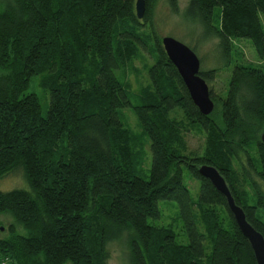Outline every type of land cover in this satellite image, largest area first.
Returning a JSON list of instances; mask_svg holds the SVG:
<instances>
[{"label": "trees", "instance_id": "trees-1", "mask_svg": "<svg viewBox=\"0 0 264 264\" xmlns=\"http://www.w3.org/2000/svg\"><path fill=\"white\" fill-rule=\"evenodd\" d=\"M156 2L145 0L138 19L134 0H0V179L21 169L28 184L0 190V214L25 231L10 224L0 235V263L109 264L105 244L126 232L130 264H256L226 198L198 167L218 169L264 236V65L233 64L225 94L210 86L214 109L202 115L155 31ZM166 3L178 12L177 0ZM183 10L225 61L200 68L206 83L231 64L235 39L264 59V0H188ZM142 51L152 59L148 85L134 93L127 74ZM33 76L48 93L45 114L27 91ZM123 108L149 142L148 179L137 174L145 151L138 158ZM187 124L205 132L201 154L187 152ZM184 167L199 181L197 200ZM160 200L176 202L186 243L152 223Z\"/></svg>", "mask_w": 264, "mask_h": 264}, {"label": "rangeland", "instance_id": "rangeland-1", "mask_svg": "<svg viewBox=\"0 0 264 264\" xmlns=\"http://www.w3.org/2000/svg\"><path fill=\"white\" fill-rule=\"evenodd\" d=\"M177 2V13L172 12L171 7L168 6L166 3V0H157L156 2L152 21L154 23L153 25L155 27V31L160 36V40L162 36L169 35L186 44L187 46H193L199 59H202V62L200 61V68L202 69L207 70L214 66L217 67L223 65L225 61L221 58L220 54L218 53V40L215 37H201V27L198 22H191L188 17L183 13V9L185 8L188 0H177ZM139 29H141L142 31L148 30L147 27H139ZM233 43L235 44V48L233 52H230L231 64L228 67H222L219 70V73L216 78L209 83L207 82L208 87H212L215 95L225 94V91L227 89V81L229 79V74L231 72L233 64L245 62V64L249 63L253 64L254 66H260L262 64L264 65V59L261 60L257 57V54L253 48L252 43H250V40L235 39L233 40ZM237 52L241 53V57H239ZM131 62L132 66H129L127 79L131 85L132 91L134 93H139L142 87H146L148 85V76L146 72L148 64L152 63V59L149 57L146 51H142L137 53V56L133 58ZM38 80L39 76H33L27 91L36 93L38 95L40 99L42 113L45 114L47 111L49 100L48 93L45 92L39 86ZM120 112L122 113V121L125 127H127L130 132L133 133L135 136L140 137L139 143L137 144V146L135 145V149H138L139 151L138 158L140 156L139 149L143 148L145 153L144 157L142 155V159H140V167L142 170L137 172V174L144 179H148L151 164L149 142L145 140L147 138L142 136L141 126L131 108H123L120 110ZM169 115H175L179 119L182 117L180 112L173 113L172 111L169 112ZM185 130L187 152L201 154L205 146V132L194 128L189 124H187V128ZM251 152L252 155L255 157L256 151L252 150ZM235 167H237V164H235ZM183 169V181L188 186L191 198L193 200H197L199 194V181L198 179L193 178L191 176L187 168L184 167ZM15 188L28 189V184L21 169H16L13 172L9 173L7 176L0 179L1 191H8ZM158 205L162 214L159 219L152 221V223L158 226L172 227V229L176 233V240L180 243H186L187 236L182 228L181 219L178 218V207L176 202L172 200H160L158 202ZM217 208H219L220 210L222 209L221 206H218ZM220 214L224 217V224L229 225V220L223 209L220 211ZM10 224H14L16 230L19 233H25V231L19 225L15 224L14 218L10 214H0V225L6 227L0 232V235H7V227ZM105 249L107 251L106 261L109 264H130L129 250L126 244V232L123 233L120 239L117 238L108 241L105 244Z\"/></svg>", "mask_w": 264, "mask_h": 264}, {"label": "water", "instance_id": "water-1", "mask_svg": "<svg viewBox=\"0 0 264 264\" xmlns=\"http://www.w3.org/2000/svg\"><path fill=\"white\" fill-rule=\"evenodd\" d=\"M134 6L136 17L141 19L145 13V0H135ZM161 45L168 59L177 69L194 105L202 115L210 114L214 102L208 84L199 75L200 59L197 54L189 46L169 35L161 37ZM260 139L264 144V130L260 134ZM198 173L209 179L213 187L224 195L233 220L252 248L256 264H264V236L246 219L242 207L235 203L224 177L216 167L209 164L200 165ZM0 229L3 230V227Z\"/></svg>", "mask_w": 264, "mask_h": 264}, {"label": "built area", "instance_id": "built-area-1", "mask_svg": "<svg viewBox=\"0 0 264 264\" xmlns=\"http://www.w3.org/2000/svg\"><path fill=\"white\" fill-rule=\"evenodd\" d=\"M0 264H7L6 261H2Z\"/></svg>", "mask_w": 264, "mask_h": 264}, {"label": "bare ground", "instance_id": "bare-ground-1", "mask_svg": "<svg viewBox=\"0 0 264 264\" xmlns=\"http://www.w3.org/2000/svg\"><path fill=\"white\" fill-rule=\"evenodd\" d=\"M199 71H200V69H199ZM211 96V95H210ZM198 109V108H197Z\"/></svg>", "mask_w": 264, "mask_h": 264}]
</instances>
